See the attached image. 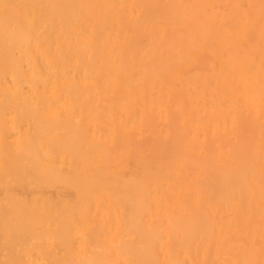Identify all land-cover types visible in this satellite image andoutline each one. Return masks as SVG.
I'll use <instances>...</instances> for the list:
<instances>
[{
  "label": "bare ground",
  "instance_id": "1",
  "mask_svg": "<svg viewBox=\"0 0 264 264\" xmlns=\"http://www.w3.org/2000/svg\"><path fill=\"white\" fill-rule=\"evenodd\" d=\"M0 264H264V0H0Z\"/></svg>",
  "mask_w": 264,
  "mask_h": 264
}]
</instances>
